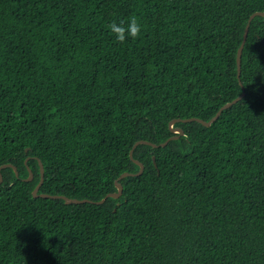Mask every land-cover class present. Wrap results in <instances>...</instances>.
<instances>
[{"label": "trees", "instance_id": "1", "mask_svg": "<svg viewBox=\"0 0 264 264\" xmlns=\"http://www.w3.org/2000/svg\"><path fill=\"white\" fill-rule=\"evenodd\" d=\"M255 11L264 0H0V166L17 171L0 168V264H264V16L239 77L235 59ZM132 15L141 35L120 43L107 25ZM133 159L142 172L118 178ZM38 160V193L91 201L34 197Z\"/></svg>", "mask_w": 264, "mask_h": 264}, {"label": "water", "instance_id": "2", "mask_svg": "<svg viewBox=\"0 0 264 264\" xmlns=\"http://www.w3.org/2000/svg\"><path fill=\"white\" fill-rule=\"evenodd\" d=\"M254 15H262L264 16V11H255V12H252L247 20V23L245 24V27H244V31H243V36H242V40L237 48V51H236V68H237V76L239 77V72H240V61H241V52H242V48H243V45H244V42H245V39H246V35H247V32H248V26H249V21L250 19L254 16ZM244 95V91H242L240 94H238L235 98H233L232 100L230 101H227L225 102L217 111L216 113L207 121L201 119V118H198V117H188V118H173L171 119L169 122H168V125H169V128L170 130L175 133L173 135H171L169 138H167L165 141L163 142H160L158 144H155V143H152L150 141H147V140H144V139H139L137 141H135L132 145V147L130 148L129 150V155L130 157H132V150L133 148L138 144V143H147V144H150L151 146H164L167 141L169 139H174V138H177L179 135H182L183 134V129L179 126H175L173 127V123H175L176 121H183V122H186V121H192V120H196L204 125H209L221 112L222 109L230 106L232 103L236 102L237 100L241 99ZM27 159H25L26 161ZM137 164H139V169L137 170V172L135 173H130V172H127V171H124L122 172L118 178H121L122 176H125V175H128V174H139L142 172L143 170V164L136 160V159H133ZM38 164H39V172H40V177H39V181L37 182V184L34 186V188L32 189V195L35 197V196H41V197H51V198H62L64 200L65 203H81V202H85V201H91L89 199H86V198H83V199H77V198H70V197H67L65 195H62V194H47V193H38V189L40 187V185L42 184L43 182V177H44V169H43V165L41 163L40 160H38ZM5 166H9V167H12L13 170L15 171V174H17V171H16V168L15 166L11 165L10 163H6V164H2L0 166V168L2 167H5ZM28 176L24 179V180H31L32 179V172L30 169H28ZM2 180V177H1V174H0V181ZM115 185L117 187V190L116 191H113V192H109L107 193L105 196H103L101 199L97 200V201H93L95 203H102L106 197H117L121 191H122V185L118 182V179L115 180Z\"/></svg>", "mask_w": 264, "mask_h": 264}, {"label": "clouds", "instance_id": "3", "mask_svg": "<svg viewBox=\"0 0 264 264\" xmlns=\"http://www.w3.org/2000/svg\"><path fill=\"white\" fill-rule=\"evenodd\" d=\"M107 27L115 36V39L123 43L129 38H138L141 35L143 25L137 16L132 15L126 21L122 20L117 22L113 20Z\"/></svg>", "mask_w": 264, "mask_h": 264}]
</instances>
